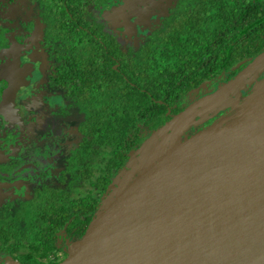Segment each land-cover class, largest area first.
<instances>
[{
  "label": "flooded vegetation",
  "instance_id": "af4514ba",
  "mask_svg": "<svg viewBox=\"0 0 264 264\" xmlns=\"http://www.w3.org/2000/svg\"><path fill=\"white\" fill-rule=\"evenodd\" d=\"M252 8L263 9L264 0H0V219L29 216L44 192L65 188L71 196L76 185L67 186L66 170L83 140L74 94L82 73L101 70L108 55L117 67L118 54L138 50L163 31L177 35L194 20L230 23L235 11ZM110 10L108 18L97 17ZM106 22L114 24L110 31ZM6 261L0 254V264Z\"/></svg>",
  "mask_w": 264,
  "mask_h": 264
},
{
  "label": "trees",
  "instance_id": "16d2710c",
  "mask_svg": "<svg viewBox=\"0 0 264 264\" xmlns=\"http://www.w3.org/2000/svg\"><path fill=\"white\" fill-rule=\"evenodd\" d=\"M229 20L184 23L177 35L163 31L138 50L118 54L117 67L108 55L101 70L80 75L74 94L83 114V140L68 164L66 185L84 182L90 190L75 198L65 188L44 192L29 216L0 219V254L24 264H52L67 255L96 217L113 174L148 132L180 109L178 99L264 50V8L235 11ZM103 152L105 163L93 168L90 160Z\"/></svg>",
  "mask_w": 264,
  "mask_h": 264
},
{
  "label": "water",
  "instance_id": "95a60500",
  "mask_svg": "<svg viewBox=\"0 0 264 264\" xmlns=\"http://www.w3.org/2000/svg\"><path fill=\"white\" fill-rule=\"evenodd\" d=\"M183 133L52 264H264V112L173 162Z\"/></svg>",
  "mask_w": 264,
  "mask_h": 264
},
{
  "label": "rangeland",
  "instance_id": "374dc122",
  "mask_svg": "<svg viewBox=\"0 0 264 264\" xmlns=\"http://www.w3.org/2000/svg\"><path fill=\"white\" fill-rule=\"evenodd\" d=\"M19 6V4L16 5V8ZM111 12L110 10L104 12L105 14L98 13L97 17L108 18V14ZM103 26L110 31L114 24L106 22L103 23ZM138 41L140 39H137L136 42ZM127 45H129L128 42L124 40L123 47ZM132 46L133 43L130 47ZM238 67L239 65L234 66L231 73L229 69L213 78L204 80L198 87L178 99L176 105L180 109L160 128L148 132L139 147L130 152L124 164L113 174L109 190L101 201L103 206L107 205L125 187L127 182L132 181L171 148L172 140L178 129H184L186 132L197 125L210 123L216 120L222 112H227L228 108L230 110V107L232 108L235 103L264 87V54L257 57L255 61L246 63L239 70ZM188 125L190 126L188 127ZM161 128L162 132L156 134V131ZM94 163H97V166H102L105 159L101 160L97 157L94 159ZM88 190L90 187L84 183L79 187L76 185L71 188V196L80 197Z\"/></svg>",
  "mask_w": 264,
  "mask_h": 264
},
{
  "label": "bare ground",
  "instance_id": "6f19581e",
  "mask_svg": "<svg viewBox=\"0 0 264 264\" xmlns=\"http://www.w3.org/2000/svg\"><path fill=\"white\" fill-rule=\"evenodd\" d=\"M264 112V92L259 94L256 102L249 105H240L221 115L213 126L200 129L183 140L172 152L171 159L177 162L210 144L221 132L233 126H239Z\"/></svg>",
  "mask_w": 264,
  "mask_h": 264
}]
</instances>
